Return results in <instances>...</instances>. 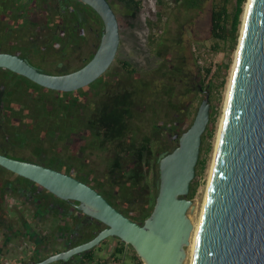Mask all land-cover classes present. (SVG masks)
Returning <instances> with one entry per match:
<instances>
[{
	"label": "flooded vegetation",
	"instance_id": "flooded-vegetation-1",
	"mask_svg": "<svg viewBox=\"0 0 264 264\" xmlns=\"http://www.w3.org/2000/svg\"><path fill=\"white\" fill-rule=\"evenodd\" d=\"M107 1L119 21L120 43L95 80L59 90L0 67V154L71 176L143 224L160 188L161 160L178 147L195 119L197 98L208 90L201 70L179 58L167 30L148 32L152 64L145 53L122 55L124 25H133L124 20L133 11L123 0ZM154 25L146 22L148 30ZM104 34L102 17L82 0H0V54L45 74L86 67ZM106 229L79 201L0 165V264H121L130 252L144 264L117 237L74 251Z\"/></svg>",
	"mask_w": 264,
	"mask_h": 264
},
{
	"label": "water",
	"instance_id": "water-1",
	"mask_svg": "<svg viewBox=\"0 0 264 264\" xmlns=\"http://www.w3.org/2000/svg\"><path fill=\"white\" fill-rule=\"evenodd\" d=\"M105 23L95 58L64 76L45 74L26 61L0 54V67L23 74L52 89L71 90L95 80L114 60L120 43L118 18L107 0H82ZM241 31L217 157L196 238L192 264H264V0H249ZM211 121L210 93L178 147L160 164V188L143 224L126 217L83 182L55 170L0 154V165L44 186L108 229L83 251L107 237L131 245L144 264H184L194 225L188 198L196 177L203 135Z\"/></svg>",
	"mask_w": 264,
	"mask_h": 264
},
{
	"label": "rangeland",
	"instance_id": "rangeland-1",
	"mask_svg": "<svg viewBox=\"0 0 264 264\" xmlns=\"http://www.w3.org/2000/svg\"><path fill=\"white\" fill-rule=\"evenodd\" d=\"M142 2L141 10L137 13L136 18H126L124 21L132 22V27L124 25V29L128 30L124 34L126 39V47L121 51L122 55L140 53L146 54V64H152L156 59L146 42L148 32L150 31H166L165 36L177 43L179 58H187V65L194 72L201 70L203 81L210 93V101L212 103V112L214 123L212 135L207 134L206 140L202 144V151L200 153L199 161H203L201 166L197 165L196 177L191 183L192 190L188 198L193 201L192 207L188 211L189 218H194V221L200 216L207 186L210 178V170L213 164L216 145L218 141V133L220 132L221 122L224 115L225 101L229 88L231 73L236 59V51L238 49L239 40L241 36V29L244 19L242 15V24L239 32L238 42L232 49L231 42H224L215 39L212 34V0L206 3L204 8L198 11H187L183 7L175 4L173 0L165 1V10L163 11V18L158 19V0H140ZM222 4L223 0H219ZM247 4V3H246ZM236 7V1L230 0L228 3L229 14L232 17ZM121 10V8H119ZM163 10V9H162ZM151 21L156 23L155 28L151 27L148 30L146 22ZM231 22V21H230ZM228 23V28L230 27ZM136 27V29H135ZM153 28V29H152ZM130 30V31H129ZM164 31V32H165ZM162 36V35H161ZM180 43V44H179ZM182 43V44H181ZM180 45V46H179ZM229 68L226 70V66ZM211 68V74L206 75V69ZM204 96L197 98L195 108L193 110V117L195 118L201 101ZM211 119V122H212ZM193 118H189V123ZM211 124V123H210ZM210 127V125H209ZM196 220V221H197ZM190 251L187 248V259L184 264H190ZM122 259V258H121ZM121 264H137L132 253L126 254L123 257Z\"/></svg>",
	"mask_w": 264,
	"mask_h": 264
},
{
	"label": "trees",
	"instance_id": "trees-1",
	"mask_svg": "<svg viewBox=\"0 0 264 264\" xmlns=\"http://www.w3.org/2000/svg\"><path fill=\"white\" fill-rule=\"evenodd\" d=\"M128 8L133 11V18L136 17L137 12L141 10L142 2L140 0H123ZM211 0H173V2L187 11H198L200 12L206 3ZM222 4L219 0H212V34L215 39L222 40L224 42H231L232 49H234L235 44L239 39L240 27L242 24V15L244 13V7L248 0H235L236 7L232 17L229 14L228 3L230 0H223ZM158 19L163 18V11L165 10V1L158 0ZM163 9V10H162ZM231 21V22H230ZM230 22V27L228 28V23ZM229 68V65L226 66V70ZM206 75L211 74V68L206 69ZM213 118V113H212ZM213 123L214 119L210 124V127L207 129L206 134L204 135V141L206 140L207 134L212 135L213 133ZM199 164L203 166L204 162L201 160ZM193 195L194 190L191 188ZM142 263V262H141Z\"/></svg>",
	"mask_w": 264,
	"mask_h": 264
},
{
	"label": "bare ground",
	"instance_id": "bare-ground-1",
	"mask_svg": "<svg viewBox=\"0 0 264 264\" xmlns=\"http://www.w3.org/2000/svg\"><path fill=\"white\" fill-rule=\"evenodd\" d=\"M248 6H249V0H248V2L246 4V10H245V13H244V19H245V16L247 14ZM243 23H244V21H243ZM242 29H243V24H242ZM242 29H241V31H242ZM239 46H240V41H239L238 49L236 51V59H235L234 65H233L232 73H231L229 88H228V92H227V98H226V101H225L226 103H225V108H224V115H223L222 122H221L220 132L218 133L219 135H218V141H217V145H216V151H215V155H214L213 164H212V167H211V170H210L211 171L210 172V178H209V183H208V186H207V191H206V194H205L202 210H201V213H199L200 216L198 217V220L196 219L197 221L196 220L194 221L193 217L191 218V221H192V223L194 225V230H193V233H192L190 245L188 246V249L190 251V253H189L190 254V264H192V259H193L194 250H195V246H196V238H197L198 230H199L200 223H201V220H202L203 212H204V209H205L206 199H207V195H208V191H209V187H210V183H211V178H212V174H213V169H214V165H215V161H216V157H217V151H218V147H219V143H220L221 132H222L223 125H224L225 113H226L227 103H228V99H229L232 79H233V75H234V71H235V67H236V63H237V58H238V53H239Z\"/></svg>",
	"mask_w": 264,
	"mask_h": 264
}]
</instances>
